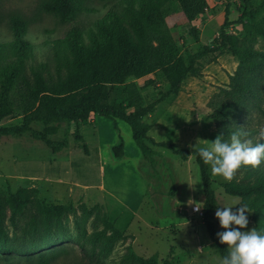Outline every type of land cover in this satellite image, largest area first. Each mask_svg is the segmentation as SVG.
Returning <instances> with one entry per match:
<instances>
[{
  "label": "rangeland",
  "instance_id": "374dc122",
  "mask_svg": "<svg viewBox=\"0 0 264 264\" xmlns=\"http://www.w3.org/2000/svg\"><path fill=\"white\" fill-rule=\"evenodd\" d=\"M115 1L84 0L87 11L76 14L72 21H62L42 9L43 0H0V42L13 38L11 16L25 19L24 38L32 43L25 59L27 75L31 77V68L38 70L44 64L45 70L55 76L60 61L65 56L72 58L67 45L55 41L64 38L71 25H76L85 38L89 29H94L93 21L103 16ZM249 2L254 9L260 0ZM171 5L175 11L166 17L170 33L185 64H192L200 76H187L172 99L163 97L169 84L160 70L140 78L130 77L111 86L104 103L131 102L133 107L128 112L153 103L152 110L141 118L149 126L146 134L178 149L193 148L196 143H207L217 137L216 123L209 114L222 103L221 89H228L242 58L249 57L250 51L264 52L261 34L264 8L245 14L241 22H236L244 10L243 0H207L204 12L189 24L175 3ZM225 8L230 21L227 32L238 51L198 56L197 44L210 43L218 35ZM189 25L196 29L198 42L188 33ZM11 59L15 57L10 56ZM61 71L65 73L63 66ZM148 80L151 82L147 83ZM260 87L263 97L260 105L264 108V74ZM9 108V114L0 118V127L22 122L23 115L13 92ZM94 114L92 123L87 120L81 123L88 153L76 148L75 123L70 120L55 121L48 130L38 121L30 123L32 128L45 130L51 140L62 142L65 147L60 152H52L28 131L0 137L1 192L10 194L19 187L34 186L39 199L75 208L45 240L29 233L23 236L20 231L23 218H17L16 226L7 221L8 236L17 250L0 252V264H134L129 257L131 252L143 259H154L157 264L166 258L173 264H219L221 257L202 222L204 194L195 158L182 159L145 141L150 153L148 159H143L126 122ZM238 118L241 128L251 131L241 139L264 143V117L259 111L245 108ZM119 138L123 141L124 155L115 158L111 147ZM208 166L217 207H239L240 198L227 194L222 186L230 180L212 174ZM252 178L238 169L232 179L246 182ZM194 205L201 210L193 213ZM80 206L92 209L84 223ZM215 211L213 220H218ZM103 214L121 233L111 244L101 236L93 240V232L105 230L106 235L111 232L100 218ZM251 215L249 209L248 225L241 231L254 229ZM218 231H223L220 225ZM103 247L108 248L102 250Z\"/></svg>",
  "mask_w": 264,
  "mask_h": 264
},
{
  "label": "trees",
  "instance_id": "16d2710c",
  "mask_svg": "<svg viewBox=\"0 0 264 264\" xmlns=\"http://www.w3.org/2000/svg\"><path fill=\"white\" fill-rule=\"evenodd\" d=\"M172 2L189 24L204 12L207 5V0H116L103 16L93 21L94 29H89L85 38L76 25H71L65 37L55 41L64 42L72 54V58L65 56L60 61L55 76L45 70L44 64H40L38 70L31 68V77L27 75L25 59L32 49V43L24 38L27 23L20 16H11L9 25L13 38L0 42V118L10 112L11 92L15 94V101L23 117L21 124L0 127V137L28 131L52 152H60L65 147L62 142L51 140L45 130L32 128L30 123L38 121L48 130L55 121L70 120L75 123L73 140L76 148L88 153L81 123L88 120L90 114L97 113L126 122L143 159H148L150 153L145 141L166 148L182 159L193 156L199 167L204 194L202 222L213 247L222 258L227 254V245L220 243L216 235L219 222L213 220V212L217 208V198L209 166L203 163L193 148L178 149L170 142L155 141L146 134L149 126L143 124L141 118L152 110L153 103L145 107H134L130 112L127 109L133 107L131 102L104 103L109 88L124 83L130 77L140 78L160 70L165 82L169 84L163 97L172 99L187 76H200L192 64H185L170 33L166 17L175 11ZM243 2L244 10L236 22H241L245 14L257 13L264 8V0H260L254 9L250 7L249 0ZM41 6L62 21H72L76 14L88 10L84 0H43ZM227 15L228 9L225 8L220 31L210 43L197 44L198 56L238 51L233 37L227 32L230 24ZM188 33L198 42V34L193 25H189ZM261 34L264 36V30ZM10 56L15 59L9 60ZM62 66L65 73L61 71ZM263 74L264 52L250 51L249 57L242 58L231 76L228 89H221L223 101L213 109L209 117L216 123L218 135L222 133V139L230 140L233 133L248 136L251 132L241 128L238 120L239 113L245 108L256 109L264 117V108L260 105L263 100L260 87ZM146 82L150 83L151 80ZM111 151L115 158L123 157L121 138L111 147ZM240 169L253 178L246 182L231 179L222 186L227 194L239 197L241 204L248 205L252 211L253 227L264 232V161L256 167L242 166ZM38 193L34 186L19 187L10 194L0 191V252L17 250L8 236L7 221L16 226L17 218L21 217L24 219L20 226L23 236L29 233L45 240L53 228L61 226L63 217L75 211L72 205L49 204L39 199ZM80 207L84 223L92 209ZM100 218L111 232L107 235L105 230L93 232V240L101 236L111 244L121 233L106 220L104 214ZM81 232L84 234V227H81ZM107 248L103 247L102 250ZM129 257L134 264H157L154 259H143L133 252ZM160 264L173 263L166 258Z\"/></svg>",
  "mask_w": 264,
  "mask_h": 264
},
{
  "label": "clouds",
  "instance_id": "9594fccd",
  "mask_svg": "<svg viewBox=\"0 0 264 264\" xmlns=\"http://www.w3.org/2000/svg\"><path fill=\"white\" fill-rule=\"evenodd\" d=\"M193 150L204 164L210 165L212 174L226 180H231L242 166L256 167L264 161V143L241 139L239 133H233L230 140L222 139L221 133L210 142L196 143ZM233 206L222 205L215 211L223 229L216 233L217 238L227 245V254L219 264H264V232L255 228L241 231L248 225V205Z\"/></svg>",
  "mask_w": 264,
  "mask_h": 264
},
{
  "label": "built area",
  "instance_id": "2783aa9c",
  "mask_svg": "<svg viewBox=\"0 0 264 264\" xmlns=\"http://www.w3.org/2000/svg\"><path fill=\"white\" fill-rule=\"evenodd\" d=\"M201 209H200V207L198 206V205H194L193 207H192V209H191V211L193 212V213H195V212H199Z\"/></svg>",
  "mask_w": 264,
  "mask_h": 264
},
{
  "label": "crops",
  "instance_id": "0c3cea01",
  "mask_svg": "<svg viewBox=\"0 0 264 264\" xmlns=\"http://www.w3.org/2000/svg\"><path fill=\"white\" fill-rule=\"evenodd\" d=\"M93 115H95V114L94 113L90 114L87 122H89V123H92L93 122Z\"/></svg>",
  "mask_w": 264,
  "mask_h": 264
}]
</instances>
